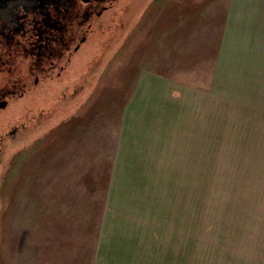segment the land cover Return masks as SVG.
<instances>
[{
  "label": "rangeland",
  "instance_id": "obj_1",
  "mask_svg": "<svg viewBox=\"0 0 264 264\" xmlns=\"http://www.w3.org/2000/svg\"><path fill=\"white\" fill-rule=\"evenodd\" d=\"M148 1L0 112V135L31 127L0 154V264H264L262 104L216 94L211 19L207 47H186V79L171 15L156 18L170 4L183 24L217 0ZM157 53L177 101L130 112Z\"/></svg>",
  "mask_w": 264,
  "mask_h": 264
},
{
  "label": "flooded vegetation",
  "instance_id": "obj_2",
  "mask_svg": "<svg viewBox=\"0 0 264 264\" xmlns=\"http://www.w3.org/2000/svg\"><path fill=\"white\" fill-rule=\"evenodd\" d=\"M139 1L0 0V112L42 79L55 72L61 75L94 35L101 39L113 23L114 30L127 29L137 17H128L127 13ZM154 1H148L145 7ZM30 131L25 121L4 136L1 134L0 154L4 145L16 142L20 134Z\"/></svg>",
  "mask_w": 264,
  "mask_h": 264
},
{
  "label": "crops",
  "instance_id": "obj_3",
  "mask_svg": "<svg viewBox=\"0 0 264 264\" xmlns=\"http://www.w3.org/2000/svg\"><path fill=\"white\" fill-rule=\"evenodd\" d=\"M189 8L191 11L187 13V16H183V24H180L182 19L176 20L178 13H174L170 4L167 7L166 5L163 6L161 12L156 15V18L158 16L161 20L171 15L167 18L169 26L164 29V32L166 31L167 37L173 40L169 48L172 46L175 51L172 54H169L170 51L167 52L169 56H173L171 62L181 65L175 67L174 72L175 70L184 72V77L187 79V58H190L191 63L193 58L189 53L187 56L186 47H191L193 40L199 46L207 47V40L209 39L207 29L209 19H211L210 22L215 26V37L217 38L213 78L216 94L223 97L232 95V102L234 103H240L244 101V97H247V101L262 104L259 108L263 109L264 112V0H217L213 8L211 7L209 10L205 6L203 12H199L198 9V12L192 11V7ZM202 15L204 19H202ZM163 22L164 20H162ZM204 27L206 31L202 32ZM194 34L198 35L194 37ZM211 37L214 38V35ZM161 38L162 34L158 36L159 40ZM180 43L183 45V50L177 51L176 45ZM161 55V53H157L152 58L154 61L152 66L144 67L143 63V66L139 68L141 71L148 72L146 74H143L145 72L140 73L142 76L139 82L140 85L142 83V87L147 92L145 94L140 91L133 95L128 105V111L138 112L140 108H144L146 101L153 104V111H161L163 109V107L162 109L159 108L161 103L167 101L170 103L168 105H171L172 102L177 101L175 98L172 102L170 97L164 98L165 95H168L166 93L167 87L171 88L168 93L174 95L179 93L175 89L178 85L176 79L179 75L163 73L164 63L168 65L170 60L166 61ZM151 71L159 73L154 74ZM169 79L171 81L175 79V81L172 83ZM184 83L187 87V80ZM229 88L232 89L229 90ZM184 94L187 96V89H185ZM240 97L243 99L240 100ZM185 101L187 102V99ZM168 109L174 110L172 106Z\"/></svg>",
  "mask_w": 264,
  "mask_h": 264
}]
</instances>
